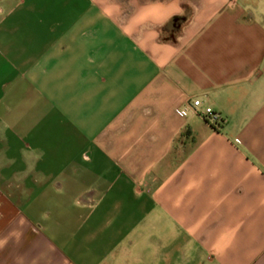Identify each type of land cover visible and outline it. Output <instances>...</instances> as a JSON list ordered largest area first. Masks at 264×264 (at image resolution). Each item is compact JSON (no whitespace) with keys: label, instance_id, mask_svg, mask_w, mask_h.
Segmentation results:
<instances>
[{"label":"crops","instance_id":"obj_1","mask_svg":"<svg viewBox=\"0 0 264 264\" xmlns=\"http://www.w3.org/2000/svg\"><path fill=\"white\" fill-rule=\"evenodd\" d=\"M0 264H264V0H0Z\"/></svg>","mask_w":264,"mask_h":264},{"label":"built area","instance_id":"obj_2","mask_svg":"<svg viewBox=\"0 0 264 264\" xmlns=\"http://www.w3.org/2000/svg\"><path fill=\"white\" fill-rule=\"evenodd\" d=\"M190 106L192 107L193 113L200 116L205 122L213 127H218L221 122H223V118L221 115L214 111L211 107H202V103L199 99L192 100ZM181 114L184 111H180Z\"/></svg>","mask_w":264,"mask_h":264}]
</instances>
